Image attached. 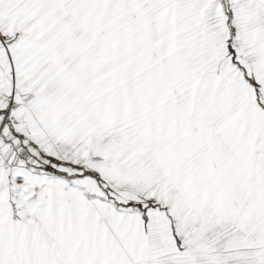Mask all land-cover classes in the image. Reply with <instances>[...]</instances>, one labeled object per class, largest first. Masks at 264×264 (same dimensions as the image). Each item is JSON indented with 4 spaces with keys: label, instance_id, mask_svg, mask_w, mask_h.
<instances>
[{
    "label": "snow or ice",
    "instance_id": "snow-or-ice-1",
    "mask_svg": "<svg viewBox=\"0 0 264 264\" xmlns=\"http://www.w3.org/2000/svg\"><path fill=\"white\" fill-rule=\"evenodd\" d=\"M0 264H264V0H0Z\"/></svg>",
    "mask_w": 264,
    "mask_h": 264
}]
</instances>
